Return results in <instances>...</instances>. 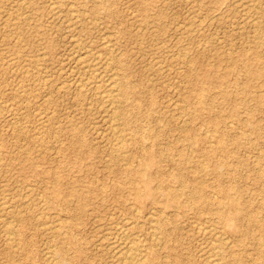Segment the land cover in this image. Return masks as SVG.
Here are the masks:
<instances>
[{
  "label": "rangeland",
  "instance_id": "374dc122",
  "mask_svg": "<svg viewBox=\"0 0 264 264\" xmlns=\"http://www.w3.org/2000/svg\"><path fill=\"white\" fill-rule=\"evenodd\" d=\"M24 1L0 0V264H54L59 249L68 264H118L107 246L124 225L157 264H207L213 245L220 264H264V0ZM111 72L128 90L114 107ZM127 169L175 201H137ZM227 198L230 225L216 213H232Z\"/></svg>",
  "mask_w": 264,
  "mask_h": 264
},
{
  "label": "bare ground",
  "instance_id": "6f19581e",
  "mask_svg": "<svg viewBox=\"0 0 264 264\" xmlns=\"http://www.w3.org/2000/svg\"><path fill=\"white\" fill-rule=\"evenodd\" d=\"M240 2H241V0H239ZM13 2V1H12ZM238 3V2H237ZM17 4H19L20 5V7L21 8H23V7H25V1L24 0H17V3H16V6H17ZM235 4V3H234ZM241 4V3H240ZM248 4H250V2L248 3ZM26 5H28V4H26ZM245 5V4H244ZM71 6V4L69 5V7ZM242 7V6H241ZM245 7V6H244ZM248 8V7H247ZM251 8V7H250ZM13 9H15V7L13 8ZM24 9V8H23ZM26 9V8H25ZM18 10V9H17ZM255 10V9H254ZM6 11V10H5ZM246 12H247V10H245ZM8 12V11H7ZM72 12V11H71ZM241 12V11H240ZM245 12V13H246ZM249 13V12H248ZM251 13V12H250ZM9 14V13H8ZM8 14H7V17H8ZM255 14V13H254ZM253 14V15H254ZM21 15H23V14H21ZM20 15V16H21ZM253 17H255V16H253ZM258 17H260V16H258ZM4 18V17H3ZM17 18H18V15H17ZM6 19V18H5ZM250 19V18H249ZM3 20V19H2ZM6 20H8V19H6ZM31 20V19H30ZM29 20V21H30ZM232 20V19H231ZM230 20V21H231ZM13 21H15V20H12V22ZM245 21V23L247 22L246 20H244ZM255 21V20H254ZM254 21L252 22V23H250V24H253L254 23ZM6 22V21H5ZM251 22V21H250ZM9 26H11L12 27V29L13 28H17L18 26V24L17 23H11V24H9V23H7ZM249 24V25H250ZM8 25H6V26H8ZM32 27V26H31ZM199 30V29H198ZM8 31V30H7ZM6 31V32H7ZM194 31V30H193ZM252 31V30H251ZM195 32V31H194ZM12 33V32H11ZM188 33V32H187ZM198 33H201L200 31L198 32ZM11 35H13V34H11ZM14 36V35H13ZM12 36V37H13ZM15 36H17V35H15ZM30 36V35H29ZM12 37H10L11 39H12ZM108 37V36H107ZM2 38V37H1ZM13 38H15V37H13ZM18 38V37H17ZM105 38V37H104ZM16 39V38H15ZM101 39V38H100ZM8 40V39H7ZM23 40V39H22ZM102 41L103 40H105V39H101ZM257 40V39H256ZM17 41V40H16ZM14 42V41H13ZM38 42V41H37ZM141 42V41H140ZM240 42V41H239ZM14 44H15V42H14ZM22 44V43H21ZM246 44V43H245ZM108 45V44H107ZM12 46H13V44H12ZM247 46V45H246ZM4 47V46H3ZM100 47H102V46H100ZM237 47H238V45H237ZM18 48H19V46H18ZM78 48H80V46L78 47ZM181 49V48H180ZM18 49H16V51H17ZM90 50V49H89ZM79 51V50H78ZM92 51V50H91ZM90 51V52H91ZM116 51V50H115ZM227 51V50H226ZM6 52V51H5ZM83 52V51H82ZM81 52V53H82ZM247 52V51H246ZM79 53H80V51H79ZM7 54V53H6ZM15 54V53H14ZM90 54V53H89ZM97 54V53H96ZM95 54V55H96ZM17 55H19V54H17ZM80 55V54H79ZM101 54L99 53V56H100ZM5 56V55H4ZM87 56V55H86ZM85 56V57H86ZM89 56V55H88ZM177 56V55H176ZM179 56V55H178ZM80 57V56H79ZM84 57V56H83ZM84 57V58H85ZM96 57V56H95ZM23 58V57H22ZM81 58V57H80ZM106 58V57H105ZM181 58V57H180ZM179 58V59H180ZM9 59V58H8ZM18 59V58H17ZM82 59V58H81ZM109 59V58H108ZM170 59V58H169ZM182 59H183V57H182ZM188 59V58H187ZM3 60V59H2ZM1 60V61H2ZM21 60V59H20ZM19 60V61H20ZM79 60V59H78ZM96 60V61H95ZM105 60V59H104ZM112 60V59H111ZM1 61H0V63H1ZM28 61H29V59H28ZM81 61V60H80ZM79 61V62H80ZM22 62V61H21ZM39 62V61H38ZM103 62V61H102ZM25 63V62H24ZM35 63H37V61L35 62ZM35 63H32V64H35ZM87 63V62H86ZM104 63V62H103ZM110 63V62H109ZM108 63V64H109ZM9 64V63H8ZM15 64H16V62H15ZM88 65L90 64V66L91 67H96L97 66V59H94V60H92L91 62L89 61V63H87ZM99 64V63H98ZM107 65V62L105 63V66ZM35 67H36V64L34 65ZM81 66H82V64H81ZM84 66V65H83ZM19 67V66H18ZM27 67V66H26ZM157 67V66H156ZM162 67V66H161ZM28 68V67H27ZM104 68V66L101 68V69H103ZM106 68V67H105ZM104 68V69H105ZM167 68V67H166ZM109 69V68H108ZM112 69V68H111ZM150 69H152V68H150ZM13 69H11V71H12ZM17 70V69H16ZM112 70H114V69H112ZM111 70V71H112ZM30 71V70H29ZM94 71V70H93ZM174 71V70H173ZM26 72V71H25ZM84 72H86V71H84ZM83 72V73H84ZM29 72H27V74H28ZM83 73H82V75H83ZM88 73V72H87ZM90 74H91V72H89ZM95 73V72H94ZM93 73V74H94ZM98 73H99V71H98ZM112 74H113V72H111ZM26 74V73H25ZM35 74V73H34ZM100 74V73H99ZM106 74H108V73H106ZM110 74V73H109ZM108 74V75H109ZM35 75H37V74H35ZM87 75V74H86ZM85 74H84V78H85V76H86ZM102 75H103V73H102ZM105 75V74H104ZM32 76V75H31ZM100 76H101V74H100ZM111 77H107V79H106V83H104L105 84V87H106V89L104 90V93H102V94H104L102 97H104L105 98V101L111 106V107H114V106H116V104L118 103V95H119V93L120 92H122V94H123V96L124 95H127L128 94V90L127 89H125L124 88V86L121 84V86H120V84H119V82L120 81H117V77H115V76H118V75H116V73H114L113 74V77H112V75H110ZM151 76H152V74H151ZM19 77V76H18ZM18 77H16V78H18ZM34 77V76H33ZM32 77V78H33ZM91 77H92V75H91ZM101 78V77H100ZM122 78V77H121ZM26 79V78H25ZM45 79V78H44ZM97 78H95V80H96ZM99 79V78H98ZM103 79H104V77H103ZM82 80V79H81ZM87 80H89L88 78H87ZM100 80V79H99ZM174 80V79H173ZM26 81V80H25ZM37 81V80H36ZM41 81V80H40ZM48 81V80H47ZM84 80H82V82H83ZM15 82H16V80H15ZM14 82V83H15ZM87 82V81H86ZM23 83V82H22ZM27 83V82H26ZM34 83V82H33ZM38 83H40V82H38ZM42 83H43V80H42ZM50 83V82H49ZM101 83V82H100ZM180 83V82H179ZM1 84V83H0ZM17 84H19L18 82H17ZM16 84V85H17ZM44 84V83H43ZM80 84H81V82H80ZM84 85H85V83H83ZM91 82H90V87H91ZM97 84V83H96ZM181 84H182V82H181ZM185 84V83H184ZM50 85V84H49ZM79 85V84H78ZM94 85V84H93ZM161 85H162V83H161ZM19 86V85H18ZM45 86V85H44ZM53 86V85H52ZM75 86H77L76 84L74 85V87ZM81 86H83V85H81ZM86 86V85H85ZM97 87L99 86L98 84L96 85ZM169 86V85H168ZM15 87L16 86H14V90H15ZM21 87V86H20ZM43 86H41L40 88H42ZM46 87V86H45ZM49 87V86H48ZM84 87V86H83ZM88 87V86H87ZM100 87V86H99ZM47 88V87H46ZM58 88H60V87H58ZM62 88V87H61ZM79 88H80V86H79ZM82 88V87H81ZM95 88V87H94ZM174 88V87H173ZM20 89V88H19ZM18 89V90H19ZM48 89L49 88H47V91H48ZM51 89V88H50ZM54 89H56V87L54 88ZM63 89V88H62ZM93 89V88H92ZM18 90H17V92H18ZM22 90V89H21ZM85 90H87V89H85ZM85 90H83L84 91V93H85ZM94 90V89H93ZM96 90V89H95ZM98 90V89H97ZM46 90H44V92H45ZM47 91H46V93H47ZM88 91V90H87ZM86 91V92H87ZM176 91V90H175ZM13 92H15V91H13ZM22 92V91H21ZM21 92H19V94H21ZM51 92V91H50ZM77 92V91H76ZM94 93H95V91H93ZM101 92H103V91H101ZM101 92H99V93H101ZM177 92V91H176ZM22 93H24V92H22ZM78 93H79V91H78ZM84 93H83V96L82 97H84L85 95H84ZM42 94H43V92H42ZM51 94V93H50ZM96 94V93H95ZM77 96H78V94H76ZM96 95H99V94H96ZM80 96V95H79ZM95 96V95H94ZM93 96V97H94ZM51 97V96H50ZM101 96H100V98H102ZM14 98H15V96H14ZM47 98H48V95H47ZM81 98V97H80ZM13 99V98H12ZM44 98H42V100H43ZM9 100V99H8ZM11 100V99H10ZM9 100V101H10ZM103 100V99H102ZM173 100V99H172ZM1 101V100H0ZM23 101H26V100H24L23 99ZM41 101V100H40ZM104 101V102H105ZM174 101V100H173ZM3 102V101H2ZM26 102H28V101H26ZM178 102V101H177ZM8 103V102H7ZM6 103V104H7ZM47 103V102H46ZM175 103V102H174ZM35 104V103H34ZM37 104V103H36ZM39 104V103H38ZM120 104V103H119ZM122 104V103H121ZM29 106V105H28ZM37 106H39V105H37ZM175 106V104H173V107ZM11 107V106H10ZM41 107V106H40ZM170 107H172V105L170 106ZM185 107H186V105H185ZM42 108V107H41ZM26 109H28V108H26ZM105 110H107V107L106 108H104ZM118 109H120V108H118ZM180 109V108H179ZM25 110V109H24ZM32 110V109H31ZM37 110H40V109H37ZM37 110L35 111V112H37ZM111 110V109H110ZM114 110V109H113ZM112 110V111H113ZM3 111V110H2ZM33 111V112H34ZM42 111L43 110H41L40 112L42 113ZM52 111V110H51ZM51 111H50V115H52V113H51ZM111 111V112H112ZM115 111V110H114ZM17 112V111H16ZM47 112H48V110H47ZM53 112H55V111H53ZM105 111H103V113H104ZM25 113V112H24ZM23 113V114H24ZM38 114H39V111L37 112ZM106 113V112H105ZM107 113H110V112H107ZM17 114V113H16ZM45 114V113H44ZM29 115V114H28ZM40 115V114H39ZM19 116H21V115H19ZM47 116V115H46ZM45 116V117H46ZM113 116V115H112ZM116 117V116H115ZM225 117V116H224ZM111 118V117H110ZM175 118V117H174ZM10 119V118H9ZM45 119H47V117L45 118ZM113 119H115L114 117H113ZM44 120V119H43ZM12 121V120H11ZM38 121V120H37ZM36 121V122H37ZM40 121L42 122V120L40 119ZM45 121H47V120H45ZM45 121H43V125H44V122ZM110 121V120H109ZM115 121V120H114ZM39 122V121H38ZM110 122H112V121H110ZM29 123V122H28ZM56 123H58V122H56ZM122 123V122H121ZM228 123V122H227ZM16 124H18L17 122H16ZM27 124V123H26ZM25 124V125H26ZM30 124V123H29ZM39 124V123H38ZM180 124V123H179ZM10 125V124H9ZM13 125H14V123H13ZM24 125V124H23ZM40 125V124H39ZM47 125V124H46ZM53 125V124H52ZM55 125V124H54ZM106 125H108V124H106ZM110 125V124H109ZM121 125V124H120ZM228 125H229V123H228ZM15 126V128H16V126L17 125H14ZM48 126V125H47ZM113 126V125H112ZM112 126H108V127H112ZM116 127H117V125H115ZM119 126V125H118ZM230 126H232L231 124H230ZM33 127V126H32ZM36 127H37V124H36ZM50 127V126H49ZM116 127H113L114 129L113 130H109V131H114L115 130V128ZM47 128V127H46ZM45 128V129H46ZM12 129V128H11ZM19 129H23V128H19ZM31 129H33V128H31ZM117 130V129H116ZM34 131V130H33ZM43 131H45V130H43ZM47 131V130H46ZM50 131V130H49ZM48 131V132H49ZM13 132V131H12ZM18 132V131H17ZM48 132H45L46 134L48 133ZM116 133H117V131H115ZM130 132V131H129ZM38 133V132H37ZM42 133V132H41ZM113 133V132H112ZM43 134V133H42ZM49 134V133H48ZM53 134V133H52ZM205 134V133H204ZM39 135V134H38ZM112 135H114V134H112ZM206 135V134H205ZM14 136V135H13ZM52 136H54V135H52ZM115 137H116V135H114ZM211 136V135H210ZM37 137V136H36ZM39 137V136H38ZM107 137V136H106ZM109 137V136H108ZM47 138V137H46ZM118 138H119V135H117V140H118ZM121 138V137H120ZM123 138V137H122ZM38 139H40V138H38ZM113 139H115L114 137H113ZM128 140V139H127ZM106 141V140H105ZM123 141V140H122ZM14 142V141H13ZM40 142V141H39ZM104 142V141H103ZM120 143H121V140L119 141ZM114 143V142H113ZM210 143V142H209ZM35 144V143H34ZM118 143H115V146L117 145ZM27 145V144H26ZM39 145V144H38ZM112 145V144H111ZM32 146V145H31ZM40 146H42V145H40ZM59 146V145H58ZM8 147V146H7ZM44 148V147H43ZM48 149V148H47ZM57 149V148H56ZM55 149V150H56ZM103 149V148H102ZM109 149H110V147H109ZM54 150V151H55ZM52 151V150H51ZM123 146L122 145H118L117 146V148L114 150V155H115V157H116V160H120V162L122 163V160L120 159V158H118V157H122V154L124 155L125 153H123ZM28 152V151H27ZM3 153V152H2ZM127 153V152H126ZM27 154V153H26ZM110 154V153H109ZM179 155L183 158V156L179 153ZM53 156V155H52ZM55 156V155H54ZM57 159V158H56ZM138 159V158H137ZM184 159V158H183ZM147 161V164L149 165V164H152V161H153V158H150V159H147L146 160ZM254 163H256L255 161H254ZM124 164L125 163H123L122 164V166H124ZM125 166H126V164H125ZM189 168V167H188ZM129 169H127L126 171H128ZM126 173H128V174H132V173H130L129 171L128 172H126ZM10 174V173H9ZM54 174V173H53ZM147 173H145L144 171H138L137 173L135 172V174H132V175H134V177L135 178H137V180L139 181V186H137V185H133V182L134 181H130L129 183L131 184V186H132V190H133V192H134V194H135V198H136V200L137 201H143V198L144 197H150V196H154V194H156L157 193V191H162V194L164 195V196H166V198H168V199H170V200H174L175 201V198H176V196H177V193L175 192H173V191H171V190H169V189H167V187H163V185H162V180H159L158 182H159V184H158V186H156L154 189L151 187V183H152V181L154 180L153 179V177L152 176H147L146 175ZM96 179V178H95ZM175 179H177V182H179V184H180V186H181V189L184 191V192H186V194L184 193V192H182V194H184L190 201H192V202H198L199 200H197L196 199V197H195V193H193V191H189L188 189H186V187H184V184H183V182L181 181V178H180V180H178L179 179V177H175ZM156 180H154V182H155ZM39 184V183H38ZM18 188V187H17ZM31 188H32V186H31ZM29 189H30V185H29ZM32 191V190H31ZM8 192V191H7ZM24 192V191H23ZM28 193V192H27ZM27 193H24V194H27ZM40 193V192H39ZM220 194L222 195V198L223 197H227L228 195L226 194V191L225 190H221V192H220ZM40 195V194H39ZM213 195V194H212ZM1 197V196H0ZM15 197H17V195L15 196ZM38 198H39V196H38ZM212 198V197H211ZM44 199V198H43ZM1 200V199H0ZM5 200V199H4ZM4 200H3V204H2V208L1 209H5V205L7 206V204H5L4 205ZM29 201V200H28ZM8 203V202H7ZM39 203H41V202H39ZM48 203V202H47ZM156 203H158V202H155V201H152V204H156ZM175 204V207H177L179 204L178 203H174ZM25 205V204H24ZM225 205L229 208V209H231L232 208V213L231 212H229V213H225L224 212V210H223V208L221 209V207H220V205H219V207H217L218 209L216 210V213H217V215H218V217H219V220H220V222L222 223V224H227V225H230V223H234L235 222V215H234V210H236V209H234V207H235V205H237V203H236V201L235 200H233V199H231V198H227V202L225 203ZM27 206V205H26ZM42 206V205H41ZM223 206H224V204H223ZM0 207H1V204H0ZM9 207V206H8ZM15 207V206H14ZM18 207V206H17ZM207 207H209L208 206V204H207ZM165 209H166V207H164ZM10 209V208H9ZM11 209H13V208H11ZM10 209V210H11ZM6 210V209H5ZM41 210V209H40ZM238 210V213H240V211H241V209L239 210V209H237ZM13 211V210H12ZM27 211V210H26ZM41 212V211H40ZM134 212H135V209H134ZM236 212V211H235ZM1 213V212H0ZM8 213V212H7ZM159 213H161L160 211H159ZM237 213V212H236ZM14 214V213H13ZM19 214H21V213H19ZM2 215V214H1ZM38 215V214H37ZM40 215V214H39ZM45 215V214H44ZM109 215V214H108ZM148 215V214H147ZM146 215V216H147ZM111 216V215H110ZM145 216V215H144ZM149 216V215H148ZM109 217V216H108ZM154 217V216H153ZM156 217V216H155ZM38 218V217H37ZM2 219V218H1ZM4 219V218H3ZM3 219H2V221H3ZM11 219V218H10ZM62 219V218H61ZM58 220V219H57ZM1 221V220H0ZM124 221V220H123ZM123 221H121V222H123ZM125 221H128L127 219L125 220ZM129 221H130V219H129ZM153 221V220H152ZM157 221V220H156ZM209 221H210V219H209ZM6 223H7V221H5ZM4 222V223H5ZM13 222H14V220H13ZM12 222V223H13ZM57 222H59V221H57ZM137 222V221H136ZM149 222V221H148ZM11 223V222H10ZM150 223V222H149ZM155 223V222H154ZM13 224H15V223H13ZM49 224V223H48ZM118 224V223H117ZM116 224V225H117ZM138 224V223H137ZM152 224V223H151ZM2 225V224H1ZM5 225H7L8 226V224H5ZM12 225V224H11ZM43 225H47V224H43ZM43 225H40V227H42ZM140 225V224H139ZM147 225V224H146ZM197 225H199V224H197ZM7 226H4V228L3 229H5V227H7ZM13 226V225H12ZM17 225H15V227H16ZM130 226H132V224L130 225ZM2 227V226H1ZM0 227V228H1ZM15 227H14V230H15ZM96 228V227H95ZM105 228V227H104ZM152 228H153V226H152ZM198 228H200V227H197V229ZM204 228V227H203ZM209 228H211V227H209ZM94 229V228H93ZM149 229H151L150 227H149ZM148 229V230H149ZM154 229V228H153ZM163 230V227L162 226H160V230ZM196 229V231H198ZM214 229V228H213ZM9 230V232L12 230L11 228H9V229H7V231ZM206 230H208V229H206ZM3 231V230H2ZM110 231H112V234H113V237L110 239V242H109V244H108V248L109 249H111V251L113 252V257H115V260H116V262L118 263V264H157L156 262H155V260H153L152 258H149L148 259V256H147V249H146V247L143 245V244H141V243H139V242H137L132 236H133V234H131L130 233V229L127 227V226H123V227H114V228H112ZM152 231H154V230H152ZM8 232V233H9ZM18 232V231H17ZM48 232V231H47ZM104 232H106V229H105V231ZM107 232H108V230H107ZM2 233V232H1ZM4 233H5V231H4ZM11 233V232H10ZM62 233V232H61ZM202 233V232H201ZM12 234H14V233H12ZM134 235H135V233H134ZM154 236V234H151V236ZM157 235V234H156ZM159 235V234H158ZM157 235V236H158ZM215 235V234H214ZM223 235H226L225 233L223 234ZM54 236V235H53ZM110 236V235H109ZM136 237L137 236H139L137 233H136V235H135ZM161 236V235H160ZM216 236V235H215ZM215 236H212V237H215ZM222 236V235H221ZM220 236V237H221ZM5 237H7L6 235H5ZM8 237H9V235H8ZM7 237V238H8ZM104 237H107L106 236V234H105V236ZM104 237H102V239L104 238ZM135 237V238H136ZM3 238V237H2ZM150 238V237H149ZM11 239H12V236H11ZM54 239V238H53ZM136 239H138V238H136ZM153 239H155L156 240V238H151V240H153ZM160 239V238H159ZM158 239V240H159ZM6 241L8 240L9 241V238L8 239H5ZM104 240V239H103ZM157 240V241H158ZM205 240H207V239H205ZM210 240V239H209ZM213 240V239H212ZM211 240V241H212ZM227 240H228V237H224L223 236V238H221V241H220V243L222 244V245H226V246H228L227 245ZM17 241V240H16ZM98 241V240H97ZM145 241V240H144ZM143 241V242H144ZM4 242V241H3ZM49 242V241H48ZM156 242V241H155ZM206 242V241H205ZM214 242H216V241H214ZM213 242V243H214ZM232 242V241H231ZM7 243V242H6ZM12 243V242H11ZM211 243V242H210ZM212 243V244H213ZM157 244V243H156ZM155 244V245H156ZM158 244H159V242H158ZM211 244V245H212ZM214 244H216V243H214ZM5 245V244H4ZM48 245V244H47ZM160 245V244H159ZM208 245H210V244H208ZM210 245V246H211ZM157 246V245H156ZM213 246H215V245H213ZM213 246H211V248H210V252L209 251H207L206 250V252H207V256H205V254L203 253V255L204 256H202V257H204L203 259H204V261L207 263V264H220L219 263V261H220V257H221V248L220 249H218V248H213ZM14 247H16V246H14ZM52 246H50V248H51ZM48 248V247H47ZM53 248V247H52ZM97 248V247H96ZM206 248H208V246L206 247ZM13 249V248H12ZM53 249H56V248H53ZM215 249V250H214ZM50 250V249H49ZM107 250V249H106ZM46 251H47V249H46ZM54 251V250H53ZM103 251V250H102ZM44 252V251H43ZM49 253H52V252H49ZM49 253H48V255H49ZM16 254V253H15ZM47 254V253H46ZM55 255H56V258H55V262H54V264H68L67 263V260H66V258H65V255H64V253H63V251H62V249H59L56 253H55ZM47 256V255H46ZM50 256V255H49ZM52 256H53V254H52ZM255 256V255H254ZM7 257V256H6ZM15 257V256H14ZM14 257H12L13 259H14ZM44 257V256H43ZM48 257V256H47ZM166 257V256H165ZM201 257V258H202ZM226 257V256H225ZM51 257H49L48 259H50ZM110 258H111V256H110ZM167 258V257H166ZM50 261H52V259L50 260ZM98 261V260H97ZM16 262V261H15ZM45 263V262H44ZM47 264V263H46ZM107 264V263H106ZM109 264V263H108ZM113 264V263H112Z\"/></svg>",
  "mask_w": 264,
  "mask_h": 264
}]
</instances>
